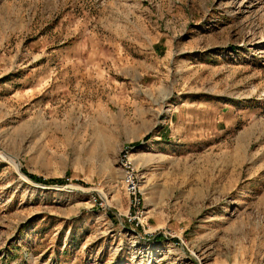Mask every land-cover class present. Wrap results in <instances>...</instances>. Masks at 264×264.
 <instances>
[{"label":"rangeland","instance_id":"rangeland-1","mask_svg":"<svg viewBox=\"0 0 264 264\" xmlns=\"http://www.w3.org/2000/svg\"><path fill=\"white\" fill-rule=\"evenodd\" d=\"M0 264H264V0H0Z\"/></svg>","mask_w":264,"mask_h":264},{"label":"built area","instance_id":"built-area-1","mask_svg":"<svg viewBox=\"0 0 264 264\" xmlns=\"http://www.w3.org/2000/svg\"><path fill=\"white\" fill-rule=\"evenodd\" d=\"M124 166L123 188L130 197V220L134 221L137 226L145 227L144 218V194L139 181L135 164L131 157L130 148H125L121 156Z\"/></svg>","mask_w":264,"mask_h":264},{"label":"trees","instance_id":"trees-1","mask_svg":"<svg viewBox=\"0 0 264 264\" xmlns=\"http://www.w3.org/2000/svg\"><path fill=\"white\" fill-rule=\"evenodd\" d=\"M30 177H32L33 179L37 180V181H40V182H43V183H50L51 181H47V180H44L42 179L41 177H37V176H34V175H30ZM58 182V181H57ZM110 213V212H109ZM109 215H111L112 217L114 216L112 213H110Z\"/></svg>","mask_w":264,"mask_h":264}]
</instances>
